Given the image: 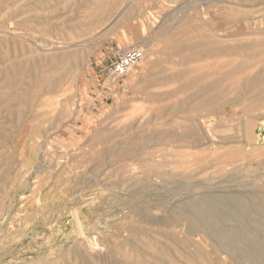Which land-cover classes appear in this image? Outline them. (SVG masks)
I'll return each instance as SVG.
<instances>
[{
  "label": "rangeland",
  "instance_id": "1",
  "mask_svg": "<svg viewBox=\"0 0 264 264\" xmlns=\"http://www.w3.org/2000/svg\"><path fill=\"white\" fill-rule=\"evenodd\" d=\"M0 264H264V0H0Z\"/></svg>",
  "mask_w": 264,
  "mask_h": 264
},
{
  "label": "built area",
  "instance_id": "2",
  "mask_svg": "<svg viewBox=\"0 0 264 264\" xmlns=\"http://www.w3.org/2000/svg\"><path fill=\"white\" fill-rule=\"evenodd\" d=\"M143 59V50L140 48H129L120 50L114 54L113 60L104 68L107 76L120 81L127 77Z\"/></svg>",
  "mask_w": 264,
  "mask_h": 264
},
{
  "label": "bare ground",
  "instance_id": "3",
  "mask_svg": "<svg viewBox=\"0 0 264 264\" xmlns=\"http://www.w3.org/2000/svg\"><path fill=\"white\" fill-rule=\"evenodd\" d=\"M7 33V32H6ZM216 39V38H215ZM255 48V47H254ZM67 56V55H66ZM47 58V57H46ZM67 75V74H66ZM192 77V76H191ZM203 80V79H202ZM219 80V79H218ZM62 82V81H61ZM65 84V83H64ZM193 87V86H192ZM222 99V98H221ZM221 101V100H220ZM250 126V124H248ZM209 132V131H208ZM251 134V133H250ZM251 136V135H250ZM37 152V151H36ZM39 153V152H38ZM247 153V152H246ZM37 156V155H36ZM30 157V156H29ZM38 158V157H37ZM32 160V159H31ZM39 161V160H38ZM72 216V215H71ZM115 216V215H114ZM119 220V219H118Z\"/></svg>",
  "mask_w": 264,
  "mask_h": 264
}]
</instances>
